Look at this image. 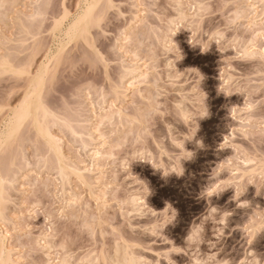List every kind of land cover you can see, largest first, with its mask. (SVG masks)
Listing matches in <instances>:
<instances>
[{
  "label": "rangeland",
  "instance_id": "1",
  "mask_svg": "<svg viewBox=\"0 0 264 264\" xmlns=\"http://www.w3.org/2000/svg\"><path fill=\"white\" fill-rule=\"evenodd\" d=\"M85 5L0 0L3 264H167L166 254L176 264H264V187L258 194L259 181L247 184L238 198L233 186L215 191L264 165V0H101L89 30L68 36ZM213 34L216 43L202 52ZM171 40L183 55L176 69L185 71L176 84L172 54L164 58ZM133 66L135 75H125ZM44 71L37 108L34 80ZM204 93L209 115L185 141L195 155L181 161L183 175L165 177L154 167L169 165L172 142ZM29 104L33 113L8 134ZM149 109L159 115L149 119ZM133 151L145 160L128 167ZM173 211L161 233H145ZM225 212V224L214 222ZM201 225L202 242L190 246Z\"/></svg>",
  "mask_w": 264,
  "mask_h": 264
},
{
  "label": "clouds",
  "instance_id": "2",
  "mask_svg": "<svg viewBox=\"0 0 264 264\" xmlns=\"http://www.w3.org/2000/svg\"><path fill=\"white\" fill-rule=\"evenodd\" d=\"M177 31V30H176ZM176 31L170 33L171 37L173 35H175ZM217 35L219 34H213L212 36H209L207 38V43L204 44L203 46H201L199 43H195L193 41L190 40V43H194V44H199L201 46V51L202 52H207L209 50L210 44L211 42H215L217 40ZM221 39H223V36H220ZM127 43H131V39L126 41ZM164 58L169 57V54H172V58H168L167 59V64L171 67L172 65L175 66V72L178 74L175 77H173L172 75L169 76V82L176 84L180 78L181 75L184 74L185 71L181 72L178 71L176 69V65L175 62L179 61L181 59H183V55L180 51V49L178 48V46L176 45V43L171 40V43L168 47H166L164 49ZM134 67L129 69L128 72L125 73V75H131L132 71H134ZM189 72L191 73H195L196 75H198L200 77V81L203 79V76L200 74V72L195 69V68H189L187 69ZM124 77L122 76L121 79H123ZM199 81V82H200ZM182 87V85H181ZM205 93L204 95L201 97V101H200V107L197 109V112L194 116L191 117H185L184 120V124L188 126V130L186 133H180L179 134V138L178 141L177 140H173V147L174 149H176L175 151H173L171 153V155L169 156V165L167 167L161 166V167H154L157 169H162L163 170V175L165 177L168 176L169 173H176L177 176H181L184 173V168L182 167L181 161L182 160H190L194 157L195 155V151L193 150H188L185 147V141H192L197 133V130L199 128V125L197 123V118L200 117H206L209 115V111H208V107L205 104ZM157 115H159V112L156 109H149L148 112L146 113V116L149 119H152L154 117H156ZM109 120H111V118H109ZM262 124H264V121H262ZM260 134L262 136H264V127H261L260 129ZM195 144L198 148H203L204 144L202 140H195ZM130 159H140V160H145L141 157V154L137 153V152H131L128 157L126 158V163L127 166L129 167V160ZM39 166V165H38ZM257 181H259V187L257 190V193L259 194V190L264 187V165L261 166L260 170L258 172H255L253 174H251L250 178L247 180H233V179H228L225 181H222L220 185L217 186V189L215 190L216 193L224 190L225 188H227L228 186H233L235 188V197L234 198H238L241 194L244 193V191L246 190V185L247 184H255L256 188H257ZM148 188L146 186L145 188V196L148 194ZM206 195H211L208 192L205 193ZM5 195L4 192V188H3V182L0 181V205H2L3 203H5V201H3L2 197ZM145 203V201L143 202ZM243 205H247L248 202L247 201H243L241 202ZM214 209V211H213ZM211 211L212 213H216L217 209L213 208ZM150 213L146 212L144 209H138L136 212L137 216L143 217L146 215H149ZM229 214L227 212L223 213L220 220L219 221H215V217L213 216V220L216 223L219 224H225L226 222V217ZM175 217V212L173 211L171 213L170 216H165L163 219H158L156 220L155 223L151 224L147 229H145V233L146 234H150L152 236H157L160 232L161 229L164 228V226L168 223H170ZM208 217H205V219H207ZM260 219H261V227H264V212H262L260 214ZM202 232H203V226H198L195 229H193V231L189 234V236L187 237V242L188 244L191 245H196L197 247H199L200 243L202 242ZM223 234V228H218L216 230V235L217 237L221 236ZM164 258L167 260V264H176V262L174 260H172L169 257V254H166L164 256ZM212 262V258L208 257L206 259L203 260H199L198 264H211ZM128 264H153V262L148 261L146 259H142V258H132ZM155 264H159V260L155 262ZM215 264H229V262L227 260H222V261H216Z\"/></svg>",
  "mask_w": 264,
  "mask_h": 264
},
{
  "label": "bare ground",
  "instance_id": "3",
  "mask_svg": "<svg viewBox=\"0 0 264 264\" xmlns=\"http://www.w3.org/2000/svg\"><path fill=\"white\" fill-rule=\"evenodd\" d=\"M101 0H85V9L83 10L82 14L79 16V17H76L72 20L71 24L69 25V27L67 28L66 30V33L68 34V36H72V37H75L81 33H85L84 31H88L90 26H91V23L93 22V12L95 10V8L97 7V5L99 4ZM254 8V7H253ZM56 24L61 28L60 31H63V28H62V24L60 22H56ZM56 25V27H58ZM253 47V46H252ZM255 48V47H254ZM253 48V49H254ZM250 49V48H249ZM245 50L247 51V48H245ZM252 50V49H250ZM247 51V52H250ZM134 68H136L135 66H133ZM45 70V69H44ZM136 70H138V68H136ZM133 72H136V71H132V74L135 75V73ZM138 72V71H137ZM140 72V71H139ZM141 74H143V72H140ZM147 74L146 72H144L143 74V77H145ZM44 75L45 74V71L44 72H41L40 74V80L38 81L37 79H35V95H37L38 93L40 94V91H41V87L44 83ZM137 75V73H136ZM140 75V74H139ZM137 75V76H139ZM140 77V76H139ZM141 77V78H143ZM147 77V76H146ZM145 77V78H146ZM144 80V79H142ZM141 80V81H142ZM140 82V81H139ZM34 86V85H33ZM39 94L37 95L39 97ZM36 96V98H37ZM40 101L39 103H37V108H39L41 106V98L39 97ZM37 99V100H39ZM36 100V101H37ZM32 108V109H31ZM33 106L31 107L30 104L29 105H26L25 108H23L22 110H20L19 112L17 113H14L15 115L13 116V118H11L10 122H9V128H8V134L12 135L14 134V132H16L17 130V127H19L20 123L25 119V117H27L28 115H30L31 113H33ZM41 109V108H40ZM38 110V109H37ZM32 111V112H31ZM39 111V110H38ZM120 111V110H119ZM38 113V112H37ZM121 113V112H120ZM33 115V114H32ZM31 115V116H32ZM37 116V115H36ZM23 119V120H22ZM42 130V129H41ZM44 131V130H42ZM45 132V131H44ZM47 133V132H45ZM9 135V136H10ZM4 175L2 174V171L0 170V181H3L4 180ZM5 235V234H4ZM4 242H5V237H2L0 235V264H3L2 262V257L3 255L5 254V246H4ZM4 260V258H3ZM6 262V261H5Z\"/></svg>",
  "mask_w": 264,
  "mask_h": 264
},
{
  "label": "snow or ice",
  "instance_id": "4",
  "mask_svg": "<svg viewBox=\"0 0 264 264\" xmlns=\"http://www.w3.org/2000/svg\"><path fill=\"white\" fill-rule=\"evenodd\" d=\"M101 21H97V23H100ZM122 78V77H121ZM38 81L40 80V75L38 74V76H37V78H36ZM212 191H213V189H210L209 190V194H211L212 193ZM213 211H214V209H213ZM174 251H180V249H174Z\"/></svg>",
  "mask_w": 264,
  "mask_h": 264
}]
</instances>
